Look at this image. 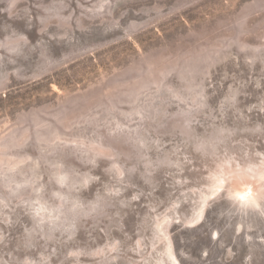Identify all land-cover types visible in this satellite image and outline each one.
I'll return each instance as SVG.
<instances>
[{
  "label": "rangeland",
  "instance_id": "obj_1",
  "mask_svg": "<svg viewBox=\"0 0 264 264\" xmlns=\"http://www.w3.org/2000/svg\"><path fill=\"white\" fill-rule=\"evenodd\" d=\"M0 264H264V0H0Z\"/></svg>",
  "mask_w": 264,
  "mask_h": 264
}]
</instances>
